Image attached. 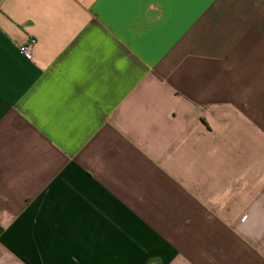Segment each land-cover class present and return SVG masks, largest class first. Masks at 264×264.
I'll list each match as a JSON object with an SVG mask.
<instances>
[{"label":"crops","instance_id":"0c3cea01","mask_svg":"<svg viewBox=\"0 0 264 264\" xmlns=\"http://www.w3.org/2000/svg\"><path fill=\"white\" fill-rule=\"evenodd\" d=\"M0 264H264V0H0Z\"/></svg>","mask_w":264,"mask_h":264},{"label":"built area","instance_id":"2783aa9c","mask_svg":"<svg viewBox=\"0 0 264 264\" xmlns=\"http://www.w3.org/2000/svg\"><path fill=\"white\" fill-rule=\"evenodd\" d=\"M35 44H36L35 40H31L29 43L21 47V52L24 55L25 59L28 61L33 60V51L35 48Z\"/></svg>","mask_w":264,"mask_h":264}]
</instances>
